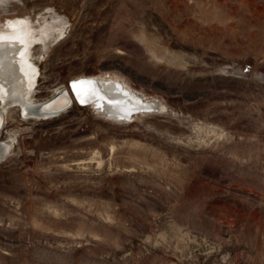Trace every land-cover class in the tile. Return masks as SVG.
<instances>
[{
    "label": "rangeland",
    "instance_id": "rangeland-1",
    "mask_svg": "<svg viewBox=\"0 0 264 264\" xmlns=\"http://www.w3.org/2000/svg\"><path fill=\"white\" fill-rule=\"evenodd\" d=\"M16 17L46 32L37 104L95 74L162 107L6 115L0 264H264V0H0Z\"/></svg>",
    "mask_w": 264,
    "mask_h": 264
},
{
    "label": "bare ground",
    "instance_id": "bare-ground-1",
    "mask_svg": "<svg viewBox=\"0 0 264 264\" xmlns=\"http://www.w3.org/2000/svg\"><path fill=\"white\" fill-rule=\"evenodd\" d=\"M256 10L258 14L261 13V8ZM30 24L26 17H16L7 20L4 23L5 28L0 27V132L4 127L1 118L6 119V115L12 113L15 107H20L26 118H48L57 113L58 108L64 106L65 99H59L56 104L42 109L41 107L50 102L36 103L33 90L34 75L38 74L40 66L26 48L43 40L46 32L39 29V33L35 34ZM23 49L26 52H23ZM73 80L79 81L75 83V88L74 83L71 87L68 85V94L74 95L76 102H90L89 106L113 121L126 119L130 121L134 116H131L132 114H144L162 107L149 98H143L127 83L114 76L98 77L91 74L86 77H75ZM61 93L62 91L59 94ZM12 148L11 142L0 143V161Z\"/></svg>",
    "mask_w": 264,
    "mask_h": 264
},
{
    "label": "water",
    "instance_id": "water-1",
    "mask_svg": "<svg viewBox=\"0 0 264 264\" xmlns=\"http://www.w3.org/2000/svg\"><path fill=\"white\" fill-rule=\"evenodd\" d=\"M73 83H77V82H72L71 85H72ZM78 102L81 103L80 101H78ZM85 103L87 104V103H90V102H85ZM85 103H84V104H85ZM64 108H65V105L62 106V107H60V108H58L57 110L60 111V110H62V109H64ZM57 110H54V111H57Z\"/></svg>",
    "mask_w": 264,
    "mask_h": 264
},
{
    "label": "snow or ice",
    "instance_id": "snow-or-ice-1",
    "mask_svg": "<svg viewBox=\"0 0 264 264\" xmlns=\"http://www.w3.org/2000/svg\"><path fill=\"white\" fill-rule=\"evenodd\" d=\"M73 87H74V88L76 87V84H75V83L73 84ZM78 94H79V91H78ZM81 102H83V101H81Z\"/></svg>",
    "mask_w": 264,
    "mask_h": 264
}]
</instances>
